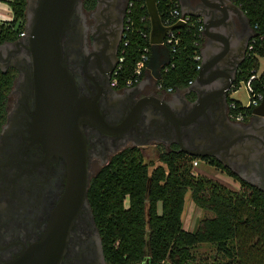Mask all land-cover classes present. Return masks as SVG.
<instances>
[{"label":"water","instance_id":"water-1","mask_svg":"<svg viewBox=\"0 0 264 264\" xmlns=\"http://www.w3.org/2000/svg\"><path fill=\"white\" fill-rule=\"evenodd\" d=\"M144 2L150 19L147 68L157 80L161 68L170 61L168 47L161 44L165 34L183 23L165 25L156 0ZM78 3L79 0H27L26 3L25 34L20 40L27 54L24 59L19 57V61L11 62L20 72L18 98L1 134L0 154L9 147L23 149L26 143L39 146L46 155L63 159L66 182L41 237L0 264H59L68 231L87 202V141L83 125L109 126L98 111L96 101L79 96L62 56L61 35ZM119 3L120 0H97L92 13L106 36L112 35L113 39L106 44L110 48L117 42L114 24ZM179 4L184 13L201 19L202 34L206 38L200 49L201 68L186 89L195 97L191 101L182 98L184 107L179 110L174 109L173 101L153 95L143 97L130 120L119 125L116 132L136 126L143 112L153 113L151 127L166 137L156 136V140L175 141L178 150L187 155L215 156L240 178L264 191V96L252 109V117L246 124L232 122L226 116L227 93L253 36L248 19L233 0H179ZM240 23L251 30L248 36H242ZM6 56L3 57L6 59Z\"/></svg>","mask_w":264,"mask_h":264},{"label":"trees","instance_id":"trees-1","mask_svg":"<svg viewBox=\"0 0 264 264\" xmlns=\"http://www.w3.org/2000/svg\"><path fill=\"white\" fill-rule=\"evenodd\" d=\"M175 0H156L163 23ZM92 8L95 0H84ZM244 11L253 30L252 49L237 69L236 79L228 91V103L246 111L252 109L231 98L241 81L255 74L259 57H264V0H235ZM10 20H0V44L14 41L24 31L26 0H8ZM127 45L123 40V62L118 69L119 86L131 77L142 48L150 46V19L144 0L131 10ZM197 18L174 29L179 43L170 54V63L161 68L157 83L163 89L186 90L197 71L194 55L200 52L204 37ZM15 70H0V126L5 120L6 102L15 77ZM263 76L261 75V78ZM257 89L261 83L254 81ZM158 161H144L139 147L128 146L118 151L90 180L88 199L100 231L104 254L110 264H195L194 248L200 244L214 246L209 263L201 264H264V191L243 180L215 157L187 155L172 144L169 150L159 149ZM205 159L223 168L239 182L231 190L218 181L195 174L194 159ZM190 191L195 207L213 213L198 219L196 227L183 225L185 194ZM197 264H200L199 262Z\"/></svg>","mask_w":264,"mask_h":264},{"label":"flooded vegetation","instance_id":"flooded-vegetation-1","mask_svg":"<svg viewBox=\"0 0 264 264\" xmlns=\"http://www.w3.org/2000/svg\"><path fill=\"white\" fill-rule=\"evenodd\" d=\"M128 1L120 0L119 3L118 19L114 24V39L117 40L114 48L106 46L110 42L108 40L113 39L112 35L108 38L106 31L101 29L92 15L97 0L90 9L86 7L84 0H79L61 35L62 56L74 77L79 96L95 100L98 111L109 126L83 125V133L87 141L88 188L91 178L100 168L112 155L125 147L152 145L169 150L172 144L177 145L175 141L165 143L155 139L156 136L161 135L151 127L153 113L143 112L136 126H130L120 133L116 132L119 125L130 120L134 108L143 97L153 95L162 100L173 101L176 110L184 107L182 98L191 101L195 97L193 93H187V90L167 92L165 89H158L156 79L149 73L129 87L111 84L125 28ZM239 28L242 36H248L251 32L246 24L240 23ZM20 37L14 41L1 43L3 48L0 53V70L5 72L13 69L16 75L7 96L11 101L6 102L5 120L0 126V141L8 116L17 104L18 98L17 80L20 72L11 62L19 61V57L24 59L27 54L25 44ZM246 54L247 50L245 56ZM5 55H7L6 59L3 57ZM250 119L251 117L238 123L246 124ZM145 141L147 143L144 145H136L137 142ZM7 144L11 142L8 141ZM25 147L17 150L5 148L0 154V263L10 260L41 237L50 212L65 188L66 172L63 159L52 154L46 155L45 151L36 145L26 143ZM157 153L158 155L160 153L158 149ZM97 158L102 166L92 174L90 168ZM215 158L218 160L217 157ZM59 264H110L104 254L101 234L88 195L87 202L85 201L81 206L68 231L66 249Z\"/></svg>","mask_w":264,"mask_h":264},{"label":"built area","instance_id":"built-area-1","mask_svg":"<svg viewBox=\"0 0 264 264\" xmlns=\"http://www.w3.org/2000/svg\"><path fill=\"white\" fill-rule=\"evenodd\" d=\"M139 0H129L128 4H127V16H126V23H125V28L123 31V36H122V40H123V44L124 46L127 45V40H124L126 38V34L127 31L130 28V24H131V10L134 7V5L138 2ZM192 19V16L184 13L181 8H180V4L178 0H175L173 2V6L171 7V9L169 10V17L166 19L165 21V25H171L174 24L176 22H182L183 25L187 24L190 20ZM199 21H201L200 18H197ZM201 34H202V29H203V25L201 24L199 27ZM141 33L143 36H147L149 37V34H147L146 32L141 30ZM25 33L24 31L20 33V36H23ZM203 35V34H202ZM252 40V38H250L249 42H248V46H247V53L252 49V43L250 42ZM179 43V38L176 36V33L174 31V29H169L166 34L165 37L162 41L161 44L165 45L168 47L170 53L175 51L176 46ZM150 44V42H149ZM123 52H124V48L122 47L120 52H119V56H118V64L116 66V68L113 71V75L111 78V84L112 85H119L118 79H117V74H118V69L121 66V63L123 62ZM150 56V46H144L142 48V52L141 55L139 57V59L136 61L135 67L133 69V74L131 75V77H128L125 81H124V87H129L132 86L134 84H136L137 82H139L143 77H145L146 74L149 73V69L147 68V62ZM201 54L196 53L194 55V60L196 61V66L195 69L198 72L201 68ZM170 63V61H169ZM261 75L263 76L261 78ZM259 81L261 83V89H257L255 87V85L253 84L254 81ZM157 81V80H156ZM194 79H190L188 81V85H191L193 83ZM245 90L247 91V93L249 94V101L246 105H243V107L246 108H250L253 109L254 107H256L260 101L262 100L263 96H264V72L260 73V74H251L245 81ZM156 87L158 89H163L161 87L160 84H158L156 82ZM232 87V86H231ZM188 88V87H187ZM231 89V88H230ZM167 92H171L173 91L171 88H167L165 89ZM182 91V90H180ZM246 111L243 110H239L237 109V105L234 101H231L229 103H227V116L229 119L237 121V122H241L243 120H245L246 118ZM192 164L194 166L198 165V159H194L192 161Z\"/></svg>","mask_w":264,"mask_h":264},{"label":"rangeland","instance_id":"rangeland-1","mask_svg":"<svg viewBox=\"0 0 264 264\" xmlns=\"http://www.w3.org/2000/svg\"><path fill=\"white\" fill-rule=\"evenodd\" d=\"M12 18V9L8 4V0H0V20H10ZM264 72V57H259V66L256 70L257 74ZM184 91V90H182ZM231 98L239 100L243 105H246L249 101V94L245 90V83L241 81L235 90H232L229 95ZM11 100H8L7 102ZM143 159L150 165L156 164L158 161L157 149H163L160 146H147L139 147ZM90 170L92 174L95 173L101 166L99 158L93 161ZM195 174L200 176L218 181L225 187L231 190H237L239 188V182L236 178L230 175L223 168L210 163L205 159L198 158V165L193 167ZM213 213L211 211L200 209L195 207L191 201L190 191L188 190L185 194L184 208L182 213L183 225L187 229H194L196 227L197 221L203 217H212ZM198 259L197 261L201 264L202 262L209 263L212 260V254H214V246L205 243L200 244L194 248ZM198 262H195L197 264Z\"/></svg>","mask_w":264,"mask_h":264},{"label":"crops","instance_id":"crops-1","mask_svg":"<svg viewBox=\"0 0 264 264\" xmlns=\"http://www.w3.org/2000/svg\"><path fill=\"white\" fill-rule=\"evenodd\" d=\"M178 1H179V0H178ZM203 37H204V36H203ZM205 41H206V38L204 37V41H203V43H202L201 48L204 46Z\"/></svg>","mask_w":264,"mask_h":264}]
</instances>
